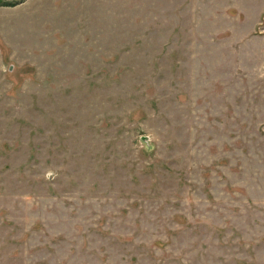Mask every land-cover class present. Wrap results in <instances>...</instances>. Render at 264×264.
I'll list each match as a JSON object with an SVG mask.
<instances>
[{
	"label": "rangeland",
	"instance_id": "1",
	"mask_svg": "<svg viewBox=\"0 0 264 264\" xmlns=\"http://www.w3.org/2000/svg\"><path fill=\"white\" fill-rule=\"evenodd\" d=\"M0 264H264V0H0Z\"/></svg>",
	"mask_w": 264,
	"mask_h": 264
}]
</instances>
